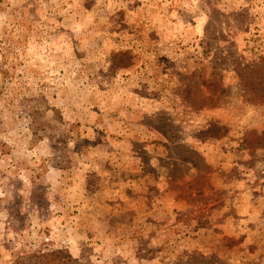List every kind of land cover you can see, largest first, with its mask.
<instances>
[{
	"label": "rangeland",
	"instance_id": "obj_1",
	"mask_svg": "<svg viewBox=\"0 0 264 264\" xmlns=\"http://www.w3.org/2000/svg\"><path fill=\"white\" fill-rule=\"evenodd\" d=\"M57 248L264 264V0H0V264Z\"/></svg>",
	"mask_w": 264,
	"mask_h": 264
},
{
	"label": "trees",
	"instance_id": "obj_2",
	"mask_svg": "<svg viewBox=\"0 0 264 264\" xmlns=\"http://www.w3.org/2000/svg\"><path fill=\"white\" fill-rule=\"evenodd\" d=\"M30 259H33L35 264H82L77 258L72 257L62 248L35 251L29 253L26 257L17 255L11 264H30Z\"/></svg>",
	"mask_w": 264,
	"mask_h": 264
}]
</instances>
